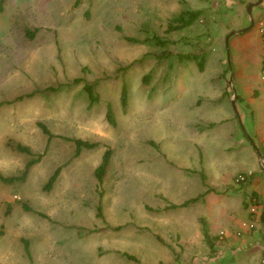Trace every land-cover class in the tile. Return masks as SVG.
I'll return each mask as SVG.
<instances>
[{"label":"rangeland","instance_id":"374dc122","mask_svg":"<svg viewBox=\"0 0 264 264\" xmlns=\"http://www.w3.org/2000/svg\"><path fill=\"white\" fill-rule=\"evenodd\" d=\"M259 2L4 0L0 179L19 178L29 161L40 159L23 181L0 180V264H261L264 235L256 227L250 239L261 249L242 240L230 246L229 235L218 237L212 252L199 238L198 231L212 234L219 217L208 201L179 206L186 197L178 191L183 171L178 144L170 146L178 138V95L189 80H203L194 92L206 106L225 104L229 113L219 84L232 73L242 94L241 64L260 81L259 68L242 49L254 32L247 30L251 3L264 21ZM187 11H199V19L169 33V21ZM180 55H197L204 70ZM86 85L94 86V102ZM261 112L264 131V107ZM77 139L97 145L77 150ZM17 144L32 155L16 151ZM107 150L99 184L95 171ZM258 178L264 192V173ZM218 197L215 202L222 201ZM231 209L238 211L235 219L249 222L247 207Z\"/></svg>","mask_w":264,"mask_h":264},{"label":"crops","instance_id":"0c3cea01","mask_svg":"<svg viewBox=\"0 0 264 264\" xmlns=\"http://www.w3.org/2000/svg\"><path fill=\"white\" fill-rule=\"evenodd\" d=\"M253 8L252 14L248 13V16L250 25L251 20L254 24L247 30H253L252 37H255L252 39L246 36L242 49L247 53L249 60L259 68L260 75L264 63V39L261 26L264 21L259 20L256 6ZM241 32L243 31H236V33ZM255 44V51L252 52ZM240 66H245V73L239 71V76L243 79L241 80L243 82L242 94L235 86L237 77L232 73L229 81L225 78L219 84L223 95H226L229 100L230 113L225 104L213 105L214 107L206 106L205 99L199 93L194 92L196 86L202 84L203 80H189L188 90L184 84L178 95L177 128L173 129L174 136L178 138L170 146L174 148L177 143L180 151L179 164L183 173L179 176L178 191L186 197L179 203V206L181 207L192 199H197L194 203L200 200L203 203L208 201L219 217L212 220L214 231L211 230V235L220 238L230 235V246L239 244L238 241L242 240L248 241L243 242L246 245L250 242L247 247L254 244L255 247L261 249L262 243L255 244L257 240L252 241L250 238L258 231L264 235V226L261 224L264 192L259 189L258 178L261 173H264V131L259 126L263 118L261 111L264 107V82L261 78V82L256 78L254 75L256 72L252 71V68L248 69L244 64ZM200 70H204V67ZM244 74L251 78V85L245 82ZM207 110L211 111L208 116L204 113ZM203 121H206V124L202 128ZM202 172L204 175H201ZM239 175H246L247 180L243 182V185L235 188L232 182L236 183ZM254 196L260 198L263 204L260 205L255 215H250V220H253L255 227L258 228V231L253 233L252 231L256 228L250 231L245 230L242 227L245 221L235 219L233 214L238 211L231 208L237 206L239 210L241 206L246 208V200ZM213 197L221 198L222 201L218 202L217 199L215 202ZM237 220L238 226H235ZM198 233L199 238H202V232L198 231ZM260 253L261 250L258 251V254Z\"/></svg>","mask_w":264,"mask_h":264},{"label":"trees","instance_id":"16d2710c","mask_svg":"<svg viewBox=\"0 0 264 264\" xmlns=\"http://www.w3.org/2000/svg\"><path fill=\"white\" fill-rule=\"evenodd\" d=\"M4 3V0H0V10H1V7ZM199 16H200V12L199 11H187V12H183L181 13L178 17L172 19L171 21H169V25H168V29L167 31L169 33L173 32V31H179V30H182L190 25H192L195 21H197L199 19ZM27 37L29 38H33V32H27L26 33ZM157 40H159V38H156ZM263 39H264V33H263ZM131 41H134L133 39L130 38ZM160 45H163L164 42L163 41H158ZM197 55H186V56H181L180 55V59H185V60H189V61H196L198 58ZM200 64V61H196ZM203 67V62L200 64L199 68L202 69ZM264 68V63H263V67ZM93 85H86L85 86V90L89 93L90 95V101L91 102H94L96 100V97L94 96L93 94ZM122 104L125 106L126 104V94H125V91L123 92L122 94ZM40 129L42 130V132L47 135V136H51V133L49 132L48 128L39 123L38 124ZM75 144L77 146V150L81 149V148H86V149H92L94 148L97 144H92V143H89L87 141H83V140H80V139H77L75 140ZM15 150L20 152V153H23V154H26V155H32V152L30 150V148L26 147V146H23L21 144H17L15 147ZM110 156H111V152L110 150H107L105 151V153L103 154L102 156V161L101 163L99 164V166L96 168V171H95V176H96V179L97 181L99 182V184H101L103 182V177L105 176L106 174V171H107V167H108V164H109V160H110ZM40 158H38L39 160ZM38 160H31L28 162L27 166H26V169L25 171L23 172V175L19 178H11V179H0L2 182L3 181H8V182H16V181H23L24 178L26 177L27 175V172H28V169L34 165L35 163H37ZM60 174V168H58L54 174L49 178L47 184L45 185L44 189L46 191H50V189L53 187V185L56 183L57 179H58V176ZM246 176V175H245ZM246 180H247V176H246ZM255 197V196H254ZM258 198V197H256ZM260 199V198H259ZM197 199H192V200H189L187 202H185L182 206L183 207H186L188 205H190L191 203H194ZM246 205H247V208H248V202L246 201ZM181 206V207H182ZM176 207V206H174ZM26 211H32L30 208H26ZM98 216H102V213H101V206L98 207ZM253 216V215H252ZM262 220L264 221V213L262 215ZM0 233H2L0 231ZM203 237H204V240H205V243L207 244V246L210 248V250L213 252L215 250V242L216 240L218 239V237H213L212 235H210L208 233V231L204 230V234H203ZM263 255H264V252H263ZM262 255V256H263Z\"/></svg>","mask_w":264,"mask_h":264},{"label":"built area","instance_id":"2783aa9c","mask_svg":"<svg viewBox=\"0 0 264 264\" xmlns=\"http://www.w3.org/2000/svg\"><path fill=\"white\" fill-rule=\"evenodd\" d=\"M262 26V32L264 33V24H261ZM260 78L262 80V82H264V68H262L261 72H260ZM246 181V176L245 175H239L237 178H236V183L240 184V183H243ZM262 204V202L260 201L259 198H256V197H251L249 200H248V209L250 211V214L251 215H255L258 210H259V207H261L260 205ZM255 222L253 220H249V222H244L242 224V227L245 229V230H253L255 228ZM261 264H264V255L261 257Z\"/></svg>","mask_w":264,"mask_h":264},{"label":"water","instance_id":"95a60500","mask_svg":"<svg viewBox=\"0 0 264 264\" xmlns=\"http://www.w3.org/2000/svg\"><path fill=\"white\" fill-rule=\"evenodd\" d=\"M263 0H260V2L259 3H261ZM258 4H254V3H251L250 4V6H249V14H252V9H253V7L254 6H257ZM253 24H254V22H253V20H251V25H250V27H252L253 26ZM248 29V28H247ZM235 33V32H234ZM227 42H228V39H227Z\"/></svg>","mask_w":264,"mask_h":264}]
</instances>
